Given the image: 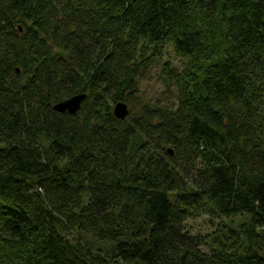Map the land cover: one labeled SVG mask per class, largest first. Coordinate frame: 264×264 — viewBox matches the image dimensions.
<instances>
[{"label": "trees", "instance_id": "1", "mask_svg": "<svg viewBox=\"0 0 264 264\" xmlns=\"http://www.w3.org/2000/svg\"><path fill=\"white\" fill-rule=\"evenodd\" d=\"M0 264H264V0H0Z\"/></svg>", "mask_w": 264, "mask_h": 264}, {"label": "rangeland", "instance_id": "2", "mask_svg": "<svg viewBox=\"0 0 264 264\" xmlns=\"http://www.w3.org/2000/svg\"><path fill=\"white\" fill-rule=\"evenodd\" d=\"M181 61L182 59L172 50L163 57L156 59L152 67L144 74L141 81L142 90L147 99L152 101L161 100L163 102H169L171 100V94L164 84L166 78L164 69L166 68L167 62H170L176 67H181ZM220 222L221 220H216L212 223L208 218L201 217L191 220L189 226L193 228L195 233L208 232L214 229Z\"/></svg>", "mask_w": 264, "mask_h": 264}, {"label": "water", "instance_id": "3", "mask_svg": "<svg viewBox=\"0 0 264 264\" xmlns=\"http://www.w3.org/2000/svg\"><path fill=\"white\" fill-rule=\"evenodd\" d=\"M86 98V94L74 96L69 100L58 103L54 109L60 113H70L71 115H75L79 112ZM114 114L118 119L125 120L130 114L129 105L125 102H119L114 107ZM170 154L173 155V151H170Z\"/></svg>", "mask_w": 264, "mask_h": 264}]
</instances>
